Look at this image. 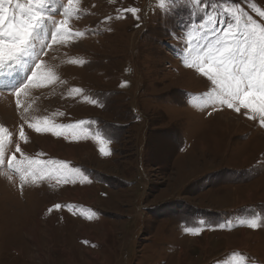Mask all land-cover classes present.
Instances as JSON below:
<instances>
[{
    "label": "rangeland",
    "instance_id": "rangeland-1",
    "mask_svg": "<svg viewBox=\"0 0 264 264\" xmlns=\"http://www.w3.org/2000/svg\"><path fill=\"white\" fill-rule=\"evenodd\" d=\"M27 3L5 6L18 22ZM34 11L22 66L0 60V264H264V116L220 103L200 71L209 49L264 30V0H43ZM24 156L69 162L31 164L39 181L25 187ZM85 178L103 192L89 203L96 222L92 207L58 203L80 190L56 180ZM252 208L255 228L236 218ZM198 214L215 229L186 227Z\"/></svg>",
    "mask_w": 264,
    "mask_h": 264
},
{
    "label": "snow or ice",
    "instance_id": "snow-or-ice-1",
    "mask_svg": "<svg viewBox=\"0 0 264 264\" xmlns=\"http://www.w3.org/2000/svg\"><path fill=\"white\" fill-rule=\"evenodd\" d=\"M6 2L10 5L12 0H0V36L7 35L9 42L0 40V60L7 56L9 60L14 61L27 54L32 34L41 20L34 8L40 7L43 0H28L27 4H17L16 7L22 13L28 14L26 19L21 18L18 22L15 15H9L10 9L5 6ZM71 4L72 0H69V6ZM261 15H264V12ZM6 23L7 27H5ZM60 27H63V22ZM59 30L58 27L57 32ZM223 35L235 37L236 34L228 29ZM52 39L53 42L56 41L55 34ZM35 67L37 71L40 69L39 64ZM37 71L32 72L31 80L37 78ZM200 71L215 86L214 94L220 103L232 108L233 102L238 101L245 108L258 107L264 116V30H261L258 36L254 31L248 32L244 36L242 45L225 42L222 47L209 49L200 62ZM235 110L239 112L240 108ZM34 127L36 131H40L39 126ZM20 135L21 137L24 135L23 128ZM2 148L3 143L0 142V150ZM16 150L20 151L19 145ZM14 159L15 157L8 161L9 165ZM256 226V223L251 224L253 228Z\"/></svg>",
    "mask_w": 264,
    "mask_h": 264
},
{
    "label": "crops",
    "instance_id": "crops-1",
    "mask_svg": "<svg viewBox=\"0 0 264 264\" xmlns=\"http://www.w3.org/2000/svg\"><path fill=\"white\" fill-rule=\"evenodd\" d=\"M36 126V125H35ZM40 133H41V130L39 131ZM38 132V133H39ZM50 134V133H49ZM27 137H28V135H27ZM26 137V138H27ZM26 138H25V140H26ZM200 140H201V143H200V146H201V148H202V145L204 144V143H202L203 142V139L202 138H200ZM28 141V140H27ZM208 141H210V139L208 140ZM211 141H212V143H209V146H207V147H204V148H202V150L203 151H206V150H214V151H220L221 153H223V152H225V151H227L226 150V148H224L223 146H221V147H219V146H216L215 145V139L214 138H212L211 139ZM43 152H46V151H44L43 150ZM45 153H39V155L40 156H43ZM39 156V157H40ZM24 158H25V160L27 161V162H29L30 164H41V165H43V166H45V167H47V168H50V169H52V170H54V171H56L55 170V167H60L61 169H65V168H67V166H66V163L67 162H69V160H62V159H59V158H57V161H58V165H57V163H56V160H54L53 158H49V159H46V157H44V160H42L41 161V163H34L33 162V159H32V162H30V159L29 158H27V156H24ZM31 169H33V168H31ZM33 171V170H32ZM34 172V171H33ZM78 172H79V170H78ZM79 174H80V172H79ZM48 176H49V173H48V175L46 176V177H41V176H39L38 178H42V181L43 182H46V178H48ZM34 180H37V181H39L38 179H37V176L35 175V177H34V179L33 180H29L28 182H27V184L25 185V187H27V186H30L31 184V182L32 181H34ZM47 181H52V180H47ZM57 182H61V184H64L65 186H67V187H71V189H75V188H79V190H80V194H76L77 195V197L76 196H72V194H71V192H70V196L72 197H69V198H63V199H61V201L60 202H58V203H63V204H73V205H75V204H79V205H81V206H86V205H88V206H90V207H92L93 208V210H94V213H95V216L94 217H92L91 219H90V221L89 222H96V221H98V219H99V210H97L94 206H92L91 204H89L90 203V201L92 200V199H96V200H99V199H102L101 197H103V192H102V190L101 189H99V190H96V191H94L93 189H92V187L91 186H93V185H90L89 183V179L88 178H85L84 179V181H82L81 182V179H75V182H71V181H68V182H65V181H62V180H56ZM39 183H41V182H39ZM255 192H252V194H254ZM64 197V196H63ZM65 197H66V195H65ZM80 197V198H79ZM77 199H80V200H77ZM139 208H140V206H137L135 209H137V211H140L139 210ZM47 209L49 210L50 208H48L47 207ZM52 209V208H51ZM208 211H210L211 210V208L210 209H207ZM225 211H228V209H224ZM231 209H229V211H230ZM136 211V210H135ZM232 212V211H231ZM141 213H143V211H141ZM237 214V213H236ZM259 215H260V212L256 209V208H252V210H251V213L250 214H243V215H236V218L239 220L240 219V217L242 218V220L244 219V220H246L247 218H249V219H258L259 218ZM192 217V216H191ZM191 217H190V219H191ZM190 219L189 220H185V226L187 227L188 225L189 226H191V225H194V223H198V225H199V228L198 229H196V231L198 232V233H200L201 231L203 232V231H205V230H207V229H215V227H212V228H209L210 226H211V223H212V219H210L209 218V216L207 215V214H198L197 216L196 215H194V219L192 220V221H190ZM219 225H221V226H223V227H230L231 225H232V223L228 220V219H226V220H224L223 218H221V223H219ZM250 226V225H249ZM48 227V226H47ZM49 228H50V226H49ZM51 229V228H50ZM51 234V235H50ZM49 235V238L51 239H53V236H52V230H51V233H50ZM92 234V240L93 241H99L98 240V236H97V230L94 232V230H93V232L91 233ZM42 235H43V237H46L43 233H42ZM55 235H56V232H55ZM48 239V238H47ZM59 240V238H58V236L56 235V236H54V241H55V243L57 242ZM91 240V241H92ZM241 249H244V247H241ZM241 249H234V250H241ZM245 250V249H244ZM228 253V252H227ZM227 253H225L224 255H226ZM230 253H233V252H230ZM211 261H213V260H211Z\"/></svg>",
    "mask_w": 264,
    "mask_h": 264
},
{
    "label": "bare ground",
    "instance_id": "bare-ground-1",
    "mask_svg": "<svg viewBox=\"0 0 264 264\" xmlns=\"http://www.w3.org/2000/svg\"><path fill=\"white\" fill-rule=\"evenodd\" d=\"M10 72L14 75L16 73V66H13L12 68H9ZM15 79V78H14ZM16 80V79H15ZM17 81V80H16ZM0 86H4L3 85V81H0ZM27 89V88H26ZM25 131H27L25 129ZM28 132V131H27ZM27 132L24 134V137L22 139H25L27 137ZM22 144V143H21ZM21 147H23V144L21 145ZM43 149H45V147H42Z\"/></svg>",
    "mask_w": 264,
    "mask_h": 264
}]
</instances>
